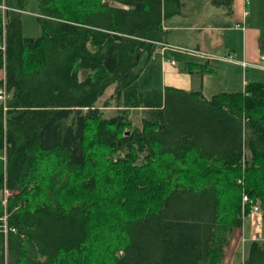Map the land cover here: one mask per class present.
<instances>
[{"label": "trees", "instance_id": "16d2710c", "mask_svg": "<svg viewBox=\"0 0 264 264\" xmlns=\"http://www.w3.org/2000/svg\"><path fill=\"white\" fill-rule=\"evenodd\" d=\"M27 2L0 7V264H221L244 192L264 214V83L124 107L182 0H39L38 38L22 34ZM243 264H264V242Z\"/></svg>", "mask_w": 264, "mask_h": 264}, {"label": "crops", "instance_id": "0c3cea01", "mask_svg": "<svg viewBox=\"0 0 264 264\" xmlns=\"http://www.w3.org/2000/svg\"><path fill=\"white\" fill-rule=\"evenodd\" d=\"M208 2L182 0L180 13L164 20V35L152 34L161 46L140 77L155 73L161 85L150 89L169 86L201 91L204 98L210 99L221 92H243L248 83H264V0H253L250 9L245 0H232L229 7L221 6L227 23L219 25L208 23L204 16ZM205 64L215 69L204 72L200 65ZM254 242H264L262 211L244 217L221 264H243Z\"/></svg>", "mask_w": 264, "mask_h": 264}, {"label": "rangeland", "instance_id": "374dc122", "mask_svg": "<svg viewBox=\"0 0 264 264\" xmlns=\"http://www.w3.org/2000/svg\"><path fill=\"white\" fill-rule=\"evenodd\" d=\"M249 9L253 7V0H249ZM3 4V0H0V7ZM4 6H2L3 8ZM204 14L206 20L208 23H211L212 25H219L222 22H225V19L227 18V15H223V8L215 4L213 0H210L207 4H205ZM40 3L39 0H28L26 3L24 10L21 11V21H22V34L25 37L28 38H38L42 34V26L40 23ZM227 23V22H225ZM264 44V40H263ZM2 43L0 42V48ZM156 52V51H155ZM158 53V52H156ZM155 53L153 54V56ZM159 56V55H157ZM156 56V58H157ZM4 75V71H0V78H2ZM156 74L153 73L150 77L149 75H144L143 77H139L133 84L127 87L123 93L122 97V106L129 107L131 106L136 100L139 98V94L141 92L147 91L150 89V87H159L161 84L158 82V80L155 79ZM113 92V87H110L105 95L103 96L101 100V105L104 103L105 100L111 95ZM102 109L106 112L107 116L116 114V108L114 102L111 103V106L104 109ZM130 119L134 122L136 127H141V120L143 117V113L139 110H131L130 111ZM4 156L3 153L0 152V178L1 175L4 172ZM258 202V201H257Z\"/></svg>", "mask_w": 264, "mask_h": 264}, {"label": "built area", "instance_id": "2783aa9c", "mask_svg": "<svg viewBox=\"0 0 264 264\" xmlns=\"http://www.w3.org/2000/svg\"><path fill=\"white\" fill-rule=\"evenodd\" d=\"M246 2V5H249V0H245ZM246 14H249L248 11H246ZM240 25H236V27H239ZM2 47L0 48V50L5 51V44L3 43L1 45ZM262 67L264 68V57H263V63H262ZM4 71V75L3 77L1 78V84H0V106H2L4 108V110H6L7 108V102H8V99L10 97L9 95V92H8V89H7V83H6V79H5V70L3 69ZM242 180H239V183H241ZM8 196V191L6 190L5 191V198H4V201L3 203L6 204V198ZM242 203L243 205L245 203H250L251 204V209H250V212H260L261 209L260 207L256 204V203H252V200H250L249 196L244 192L243 195H242ZM3 220V224L1 225L2 229L4 230V233L6 234L7 233V223H6V216L2 219ZM14 231V229H12Z\"/></svg>", "mask_w": 264, "mask_h": 264}]
</instances>
